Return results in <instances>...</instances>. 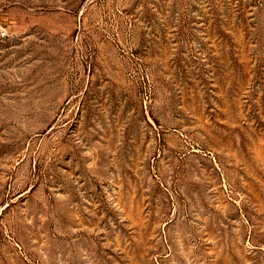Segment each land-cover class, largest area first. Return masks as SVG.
Segmentation results:
<instances>
[{
	"label": "rangeland",
	"instance_id": "obj_1",
	"mask_svg": "<svg viewBox=\"0 0 264 264\" xmlns=\"http://www.w3.org/2000/svg\"><path fill=\"white\" fill-rule=\"evenodd\" d=\"M0 264H264V0H0Z\"/></svg>",
	"mask_w": 264,
	"mask_h": 264
}]
</instances>
